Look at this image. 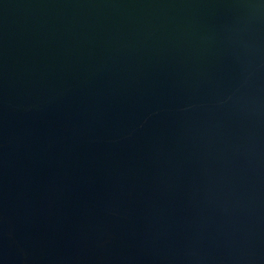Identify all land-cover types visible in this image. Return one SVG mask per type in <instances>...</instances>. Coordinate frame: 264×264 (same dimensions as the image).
I'll use <instances>...</instances> for the list:
<instances>
[{"label":"water","instance_id":"obj_1","mask_svg":"<svg viewBox=\"0 0 264 264\" xmlns=\"http://www.w3.org/2000/svg\"><path fill=\"white\" fill-rule=\"evenodd\" d=\"M0 264H264V0H0Z\"/></svg>","mask_w":264,"mask_h":264}]
</instances>
